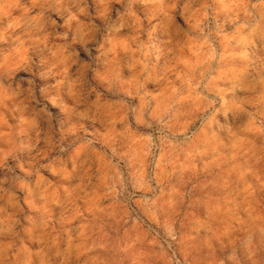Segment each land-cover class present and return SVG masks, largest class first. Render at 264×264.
I'll list each match as a JSON object with an SVG mask.
<instances>
[{
	"label": "clouds",
	"instance_id": "obj_1",
	"mask_svg": "<svg viewBox=\"0 0 264 264\" xmlns=\"http://www.w3.org/2000/svg\"><path fill=\"white\" fill-rule=\"evenodd\" d=\"M0 264H264V0H0Z\"/></svg>",
	"mask_w": 264,
	"mask_h": 264
}]
</instances>
